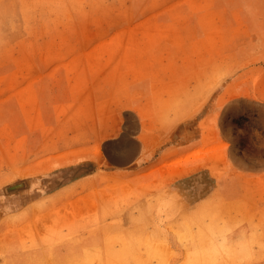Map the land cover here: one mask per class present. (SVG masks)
I'll use <instances>...</instances> for the list:
<instances>
[{
  "label": "rangeland",
  "instance_id": "rangeland-1",
  "mask_svg": "<svg viewBox=\"0 0 264 264\" xmlns=\"http://www.w3.org/2000/svg\"><path fill=\"white\" fill-rule=\"evenodd\" d=\"M0 264H264V0H0Z\"/></svg>",
  "mask_w": 264,
  "mask_h": 264
},
{
  "label": "crops",
  "instance_id": "crops-1",
  "mask_svg": "<svg viewBox=\"0 0 264 264\" xmlns=\"http://www.w3.org/2000/svg\"><path fill=\"white\" fill-rule=\"evenodd\" d=\"M204 167V166H201ZM209 167V166H208ZM210 171L209 175L211 176L213 174V176L215 175L213 173L212 167H209ZM195 173H199V172H204V171H199L198 168L196 169ZM212 173V174H211ZM215 177L218 179V186L224 187V188H229V189H234V188H239V175L236 174V170L234 168H231L229 170H226L224 173L220 174V175H215ZM211 178L213 179V177L211 176ZM218 187V188H219ZM216 185L214 184L213 189L205 194L204 196H198L199 198H197L195 200V197L193 196H189V191L187 189V187L180 185V184H176V186L174 187L173 192L170 191V193H175L174 196H171L169 198L174 199V203L178 206V208L181 210L183 209L184 211H186L187 213H193L194 211H197L199 209H203L206 208L210 205L213 204V202L215 201V197L219 194H216L215 189H216ZM201 193L198 192L197 195ZM221 193V192H220ZM233 194V192L231 193ZM224 196V195H223ZM222 197V196H220ZM239 197V196H237ZM169 198H167L169 200ZM166 199V198H165ZM221 199V198H220ZM235 196H229L228 193H226V195L224 196V198L221 199V201H219L220 203L222 202V204H225L227 208H229L230 202L234 201ZM194 200V202H193Z\"/></svg>",
  "mask_w": 264,
  "mask_h": 264
},
{
  "label": "bare ground",
  "instance_id": "bare-ground-1",
  "mask_svg": "<svg viewBox=\"0 0 264 264\" xmlns=\"http://www.w3.org/2000/svg\"><path fill=\"white\" fill-rule=\"evenodd\" d=\"M165 105V104H164ZM169 105H170V103H169ZM140 111V110H139ZM180 125V124H179ZM182 125V124H181ZM108 127V126H107ZM181 128V127H180ZM181 130H182V128H181ZM188 133V132H187ZM183 138V137H182ZM124 139V138H123ZM124 141V140H123ZM123 155H125V151L123 152V151H121V152H117V156H119L120 158L123 156ZM140 158V157H139ZM142 158V157H141ZM136 162H137V159H136ZM138 165V164H137ZM179 174H180V172H178ZM184 174V173H183ZM181 175V174H180ZM195 194H197V192H195Z\"/></svg>",
  "mask_w": 264,
  "mask_h": 264
}]
</instances>
